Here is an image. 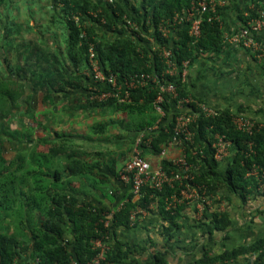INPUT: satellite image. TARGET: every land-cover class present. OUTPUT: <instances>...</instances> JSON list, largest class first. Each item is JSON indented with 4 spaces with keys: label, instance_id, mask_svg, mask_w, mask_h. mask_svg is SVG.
<instances>
[{
    "label": "trees",
    "instance_id": "obj_1",
    "mask_svg": "<svg viewBox=\"0 0 264 264\" xmlns=\"http://www.w3.org/2000/svg\"><path fill=\"white\" fill-rule=\"evenodd\" d=\"M5 1L0 0V8ZM249 1L252 5L248 14L238 11L240 24L233 30H239L250 18L256 17L258 10L264 11V0ZM191 2L192 0H113L112 3L102 0H50L54 16L55 10L61 11L67 61L61 59L59 49L54 50L51 59L45 55L42 57L43 48L29 45L28 39L18 42L23 50H19L14 65L10 62L9 52L1 49L4 55L0 56V65L4 73L0 74V264H19V255L23 249L30 251L29 258L35 264L64 262L71 256L84 262L95 253L92 241L104 234L108 236L106 240L110 249L103 264H169L171 250L168 245L172 239H176L184 206L190 204L184 200L173 211L165 209L167 196L178 191V185L175 188L164 185L160 190L144 186L142 196L135 201L133 193L128 191L114 206L127 199L123 207L115 210L109 217L106 216L108 210L91 199L79 198L77 193L82 191L71 186L75 177L83 176L94 180L98 174L96 170L101 165L99 160L89 163L81 157L82 152L76 150L72 142H68L72 140V134L54 132L60 142L50 144L49 135L34 138L32 133H23L22 140L18 136V129L8 134L6 128L11 118V109L24 103L30 106L26 109V112H30V103L38 91H41L43 100L47 101L55 90L76 87L79 83L86 102L95 106L109 105L125 111V125L138 136L158 118L153 105L158 93L157 85L151 84L137 90L132 94L131 102L89 100L87 91L90 77L82 73L88 65V42H94L99 62L105 71H112L119 77L147 71L161 78L164 65L159 52L153 49L155 43H151L149 36L156 43L171 47L178 64L188 59L191 66L200 56L223 51L224 32L229 29L224 27L223 17L220 20H209L208 12L203 13L199 39L195 40L189 35V22L175 23L172 32L168 36H162L159 25L165 24L175 13L189 7ZM216 8L221 16L223 9L219 6ZM89 11H96L97 15L93 16ZM124 14L136 22V30L125 25L122 17ZM74 15L79 16L78 23ZM102 17L105 18V23L101 21ZM13 29L18 28L10 30ZM8 30L4 39L10 37ZM83 30L87 32V36H81ZM100 33L101 38L98 37ZM256 39L264 50V29L256 33ZM37 50L40 51L39 55ZM24 52H27L26 57ZM40 57L43 58V63ZM188 77L189 74L184 80L176 76L167 78L176 83L179 97H191L217 109L214 115L200 113L197 116L190 126L194 132L193 140L184 144L188 162L197 169L194 183L204 185L203 189L213 199V205H206L200 217L197 216L198 209L195 207L194 220L197 227L206 234L222 231L226 235L232 222L230 212L225 207L221 209V201H225L228 196L226 191L232 192L243 202L250 197H264V124L255 121V129L251 133L238 129L233 122L235 115H245L251 119L253 117L246 115L242 109L231 111L198 97L190 90ZM69 80L71 86L65 85ZM163 95L162 104L166 110L164 124L168 123L169 130L161 128L154 134L149 145H141L143 151L154 154H160L163 147L168 145L173 134L174 116L178 111L176 98L167 92ZM189 104L195 106L192 102ZM107 125L108 122L104 121L92 128L95 132L102 133ZM216 132L225 134L233 143L224 170L220 168V161L214 157L212 143ZM4 134L10 135L9 138L14 140L13 146L2 139ZM6 140L8 141L7 138ZM41 144L47 145V149H40ZM9 151L15 152L13 156L6 155ZM61 155L65 160L63 164L60 163ZM160 163L167 170L174 167L167 158H162ZM253 168H257V172L250 173ZM105 195L115 198L117 193L109 188ZM152 203L155 211L167 221L160 232L163 242L152 244L148 241L144 245L133 246L123 242L119 237V228L131 227L143 219L139 217L131 222L130 213L135 204L147 207ZM106 219L110 220L107 226L104 224ZM149 247H152L150 255L144 260H136L135 254L149 250ZM241 256L252 257V264H264V236L250 244L227 248L220 253L210 254L204 251L201 257L186 264H225Z\"/></svg>",
    "mask_w": 264,
    "mask_h": 264
},
{
    "label": "crops",
    "instance_id": "obj_2",
    "mask_svg": "<svg viewBox=\"0 0 264 264\" xmlns=\"http://www.w3.org/2000/svg\"><path fill=\"white\" fill-rule=\"evenodd\" d=\"M241 10L246 11V9H223L221 17L224 19L223 25L226 29L227 26H232V29L239 26L240 19L237 14ZM154 41L156 46L158 43L156 40ZM224 42L225 45L221 53L200 56L195 59L193 65L191 64L188 77L190 90L214 106L229 108L231 111L242 109L246 115L264 124V56L259 58L257 54H254V51L248 48L229 43L226 39ZM87 70L88 65L83 70V75L88 76ZM55 91L48 100V105L44 107L49 109L48 116L45 113L42 114L43 108L37 113V116L44 115L45 118L52 121L49 135L50 144L60 142V138L54 132L72 134V140L68 142H72L75 149L82 152L80 154L83 159L89 163L97 160L101 162L100 167L96 170L98 174L95 175V181L93 178L75 177L71 186L82 191L77 193L79 198L91 199L104 207L106 211L110 210L123 194L131 192L130 186L118 178L122 155L113 151L100 152L101 154H98L99 151H94L95 153L90 154L76 142L90 139L96 135L100 140L101 133L95 132L92 127L104 121L108 122V125L102 132L103 135H109L111 131L108 128L112 125H117L115 128L118 130L116 132L114 128L113 136L123 134L129 128L125 125V120L122 119V109H116L109 105L95 106L86 102L83 88L79 83L76 87ZM71 101L76 103L72 104ZM127 134L130 135L132 132L130 134L127 132ZM44 136H46L45 133L40 134V137ZM116 139L112 138L111 141ZM135 141L136 139H133L131 142L132 149L135 146ZM39 148L41 149L40 146ZM163 148L164 154H154L149 151H143V153L153 164L160 162L162 158H174L180 153V147L165 145ZM59 158L61 164L65 163L64 156L61 155ZM227 159L220 161L222 170L226 167ZM109 188L116 191L115 198L105 195L106 189ZM226 194L228 196L224 206L230 212L232 220L226 235L222 231H214L212 235L204 233L200 227H197L194 220L196 217L195 207L197 208V206L194 202L187 204L184 206L180 218V228L177 230L176 239H172L168 245L171 250L169 264H186L201 257L204 251H208L210 254L220 253L227 248L250 244L264 236V197H250L243 202L230 191H226ZM152 208L154 209V206ZM166 223L167 221L154 209L135 225L120 227L119 237L123 242L132 246L144 245L148 241L152 244H161L163 236L160 232L163 224ZM151 251L152 247H149V250L135 254L136 260H144ZM29 253V250L23 249L19 255V264H35L30 260ZM252 261L253 258L250 256H241L229 260L225 264H252Z\"/></svg>",
    "mask_w": 264,
    "mask_h": 264
},
{
    "label": "built area",
    "instance_id": "obj_3",
    "mask_svg": "<svg viewBox=\"0 0 264 264\" xmlns=\"http://www.w3.org/2000/svg\"><path fill=\"white\" fill-rule=\"evenodd\" d=\"M104 2L112 3L113 0H102ZM217 5L214 0H192L189 7L185 8L182 12H177L169 21H165V24L159 25V31L162 36H168L172 32V26L175 23L189 22L188 33L195 40L199 39L202 33V20L203 13H210L209 20H220L221 16L217 11ZM248 10L244 12L248 14ZM93 16L97 15L96 11H89ZM123 19L125 25L130 29H137L136 22H133L126 14ZM75 21L79 22V16L74 15ZM101 21L106 22L102 17ZM264 29V11L258 10L256 17L250 18L244 26L239 30H229L224 34V38L227 42L239 45L244 48L253 49L257 55L264 56V50L261 48L260 42L256 39V33ZM81 36H87L85 30L82 31ZM149 40L155 43V39L149 36ZM154 49L159 52V56L163 62V70L161 72V78L151 72L140 71L126 76L119 77L118 74L112 71H105L101 67L97 51L93 41L88 42V70L87 75L90 77L88 85L87 98L91 101L106 102L114 100L116 102H131L132 94L139 89H144L151 84H156L158 88L157 96L153 101L154 109L158 115L155 123L149 126L148 129L140 132L136 138L135 146L130 155V158L119 170V180L124 184L130 186V191L133 193V201L139 199L142 196V190L144 186H149L154 190H160L164 185L175 188L178 185V191L172 192L166 198L165 209L173 211L177 204L182 201L188 203H195L198 209L197 216H201L206 205L212 206L213 199L203 189L202 184L194 183L195 173L197 169H194L192 164L188 162L186 153L184 150V144L192 141L194 132L191 130V124L197 119V116L202 113L206 115H214L217 113V109L204 102H199L191 97H179L176 83L168 79V76L180 77L182 80L186 79L189 74V61L188 59L182 60V63L178 64L173 50L167 45L157 44ZM167 92L172 97L176 98V112L173 134L168 140L169 146L180 147V153L171 158L173 168L167 170L162 163L158 162L153 164L145 154H143L142 143L149 145L150 141L161 128L168 131V126L164 124L166 119V110L163 106L164 95ZM193 103L195 106L192 107ZM233 122L238 129L251 133L255 129V121L245 115H235ZM212 146L214 147V157L218 161H222L231 154V148L233 146L232 140H230L225 134L216 132L214 134ZM251 144V142H250ZM165 150L161 151L164 154ZM257 172V168H253L250 173ZM200 191H203L202 193ZM127 199L119 203L114 209L108 210L106 216L111 217L115 210H119L123 207L124 202ZM225 201H221V209L225 206ZM153 203L144 207L140 204H135V207L131 210L130 220L135 222L142 217H145L153 207ZM109 219L104 221L105 226L109 224ZM107 235L97 237L92 241V249L94 250L93 256L80 262L76 257L71 256L64 262L54 261L51 264H103L106 259V253L110 249V245L107 242ZM38 262V260L36 261Z\"/></svg>",
    "mask_w": 264,
    "mask_h": 264
},
{
    "label": "rangeland",
    "instance_id": "obj_4",
    "mask_svg": "<svg viewBox=\"0 0 264 264\" xmlns=\"http://www.w3.org/2000/svg\"><path fill=\"white\" fill-rule=\"evenodd\" d=\"M217 6L224 10L229 9H249L252 5L249 0H214ZM52 9L50 5V0H6L5 3L0 8V56L4 55L1 52V49H4L9 52V59L12 65L16 63L17 54L19 50H23V47H20L18 43L20 41L24 42L28 39L29 45H33L34 47H42L43 54L41 56L50 58L51 54L54 52L55 49H59L60 57L64 61H67L65 56V42H64V24H62L61 19V11L60 9L55 10ZM53 15V16H52ZM230 27V28H229ZM9 28V30H8ZM11 28H18L16 30H10ZM98 29V28H97ZM228 29L231 30L232 26H228ZM9 33V38L6 37L4 39L6 33ZM18 32H15L17 31ZM45 32V33H43ZM97 32V31H96ZM99 32V29H98ZM102 33L99 34L98 37L101 38ZM32 38L34 41H32ZM42 40H48V43H43ZM2 41V42H1ZM38 45V46H35ZM254 51L253 49H249ZM26 53L24 52V56L26 57ZM37 55L40 54V51H36ZM208 53V52H207ZM254 51V54H258ZM34 57V53L32 54ZM40 57L41 63H43V58ZM206 57V56H205ZM258 57H263L262 55H258ZM52 58V57H51ZM50 58V59H51ZM24 58L22 57V61ZM33 59L31 60V62ZM30 66V65H29ZM29 68V67H28ZM40 68V67H39ZM40 71V70H39ZM4 73L2 69V65H0V74ZM42 72V71H41ZM38 73V70L36 71ZM38 75V74H36ZM71 81L69 83H65V85L71 86ZM43 87V86H42ZM41 92V91H40ZM39 91L36 93L35 97L33 98L31 105V111L26 112V109L30 106L27 104H21V106L17 108L11 109V118L8 121V126L6 131L8 134L13 133L14 129H18L20 134L18 135L19 138L24 140L22 134L29 133L27 135L40 136V134L50 135L51 133V126L49 118H45V116H37V113L43 108L42 114H46L48 116L49 109L44 108L48 104V100L44 101L42 98V94ZM72 104L76 103L75 101H71ZM26 107V108H25ZM33 108V110H32ZM33 114V117H32ZM29 115L30 118H29ZM122 119L126 121L127 114L125 111H122ZM116 119V118H115ZM253 119V118H252ZM254 121H257L253 119ZM117 125L109 127L108 130L111 132L109 135L106 136L101 133V139L99 140L97 135L90 138L85 139L83 141H78L76 143L82 145L87 152L90 154L95 153L94 151H99L105 153V151H113L114 153L122 155L123 158L121 161V167L125 164V162L130 158L132 153V146L131 143L133 139H136V132L132 129H127L123 134L120 133L118 136H113L114 128ZM117 132V128H115ZM127 132L130 134L128 135ZM32 133V134H31ZM4 134L2 139L7 144H15L14 140L9 138L10 135ZM119 139H116V138ZM8 139V141L6 140ZM116 139L115 141H111V139ZM11 146V145H9ZM41 149H47V145H39ZM15 152L9 151L6 155L8 157L13 156ZM119 167V170L121 169Z\"/></svg>",
    "mask_w": 264,
    "mask_h": 264
}]
</instances>
